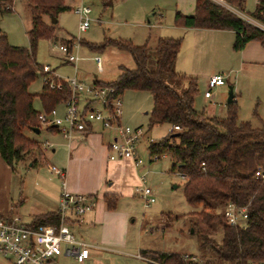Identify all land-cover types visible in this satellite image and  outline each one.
I'll return each mask as SVG.
<instances>
[{
	"label": "trees",
	"instance_id": "trees-1",
	"mask_svg": "<svg viewBox=\"0 0 264 264\" xmlns=\"http://www.w3.org/2000/svg\"><path fill=\"white\" fill-rule=\"evenodd\" d=\"M25 1L32 25L27 32L28 48L11 46L0 28V158L11 170L18 164L39 166L43 157L39 143L24 135L25 129H41L29 86L39 75H44L38 98L45 113L62 104L70 91L62 80L53 78L52 73L42 74V67L36 61L39 40L55 38V25L50 24V17L56 19L67 9L64 0ZM222 1L238 14L210 0H195L194 13L187 16L176 12L174 24L184 28L232 31L235 33L234 51L243 50L251 42L264 48V0H256L251 14L245 12V0ZM13 3L14 0H0V18L12 12ZM86 46L99 52L114 46L129 53L134 69L121 67L115 80L96 85L113 87L119 95L125 91L149 93L152 98L150 126L167 124L179 128L159 142L151 143L148 151L151 157L169 154L175 161L184 180L185 202L200 209L191 213V229L200 238L204 252L197 257L188 256L187 260L183 255L158 252H143L144 257L157 264H264V179L255 178L257 169L264 173V123L256 128L249 122H239L235 102L227 104L224 118L210 117L195 109L197 79L174 70L181 39L157 40L153 69L149 67L147 44L133 46L130 42L106 40L99 46ZM182 81H186L187 86L179 91L177 88ZM50 83L61 87L51 89ZM104 199L107 209L113 210L116 197L107 195ZM227 204L246 209L243 226L227 223L223 216ZM217 206L222 207V212L217 211ZM58 221L57 212L47 213L35 217L30 227L57 225ZM219 231L220 242L216 240ZM192 258L195 261H191Z\"/></svg>",
	"mask_w": 264,
	"mask_h": 264
},
{
	"label": "rangeland",
	"instance_id": "rangeland-1",
	"mask_svg": "<svg viewBox=\"0 0 264 264\" xmlns=\"http://www.w3.org/2000/svg\"><path fill=\"white\" fill-rule=\"evenodd\" d=\"M213 3L238 14L235 9L222 0H213ZM64 5L67 9L57 17L55 38L39 40L36 61L41 67H48L49 71L54 72V75L51 74L53 78L71 79L76 73V67L62 61L58 47L79 43L78 49L73 47L72 50L74 54H78L77 75L78 79L84 83L112 80L116 74L120 73V67L135 68L133 58L125 51L114 46H107L100 52L92 51L86 44L99 46L106 40L130 42L133 46L147 44L150 54L149 67L153 69L155 39L158 36L173 38L171 37L172 33L166 30L168 26L174 25L175 14L179 12L174 9L173 2L169 4L164 0H64ZM81 6L91 9V14L88 16L89 27L82 33L79 32V15L75 13ZM255 6L256 0H245L246 13H253ZM12 9L11 13L4 14L0 18V28L6 34L11 46L28 48L29 42L26 33L32 25L27 3L25 0H14ZM245 19L257 25L249 18L245 17ZM46 23L48 24L49 21L46 20ZM156 25H161L164 35H158L159 30L154 28ZM67 39L74 41L69 42L70 44L67 42L60 44L62 40ZM234 40L228 42V51L234 57H238L239 54L234 53L240 51H234ZM255 47L260 51H256L258 65L252 67L256 74L249 71L250 68L242 73L236 70L231 71L234 69L232 68L234 61L231 60L217 62L207 59L199 66L194 64L193 70L204 74L206 78L212 74L225 78L224 86L211 91L213 97L210 100L204 98L206 84L201 82L200 77L179 72L175 64L176 73L197 79L198 94L194 102L197 111H204L207 115L211 113V116L224 118L231 88L233 95L237 96L233 102L237 108L238 121L249 122L256 128L262 126L264 123V48L258 44H255ZM95 55L102 58L103 71L101 73L96 71L93 61ZM228 73L232 74L231 77L227 75ZM42 74L44 73L42 72ZM43 83L44 75H39L28 88L29 94L34 95L33 108L39 114H45L37 97ZM179 85L177 90L183 91L186 89L187 83L182 81ZM120 98L123 105L122 126L143 130L137 145L143 165L140 166L137 173L131 167L126 168L127 171L122 169L121 173L119 171L120 178L117 176V180L112 179L111 181V176L107 175L108 182H113L114 190L120 194L113 221L105 222L104 225L95 224L92 225L93 227L89 225L88 227L92 228L90 232H85L83 224L79 226L69 224V230L73 235L75 232L81 234L86 241L98 239L99 242L101 239L100 244H103V241H109L107 248L101 247L107 251V254L99 255L97 260L99 264H147L135 258L139 249L183 256L188 254L197 257L204 251L200 247V238L192 232L193 217L191 213L199 212L200 209L192 208L185 202L183 197L184 180L180 177L171 156L164 154L159 155L158 160H151L152 157L148 151L151 143L159 142L168 134L170 126L167 124L150 126L152 98L149 93L125 91L120 95ZM55 109L61 113L63 111L62 104L56 106ZM211 110H214V113ZM24 133L27 137L35 138L41 143L51 140L43 126H41L38 135H33L26 129ZM45 156L47 157V154ZM82 156L84 158L81 163H77L75 171L74 167H71L74 179H76V174H79L86 183L89 181L90 184H93V179H95L94 186L97 187V174L100 172L98 163L91 161L95 158L92 157L90 151L83 150L78 159H82ZM53 158L58 159L57 161L60 160L63 167H66L67 152L65 148L56 149ZM42 159L44 161V156ZM48 164L59 166L54 161H48ZM31 166V163L18 164L11 170L0 160V212L7 210L25 224L35 214L45 210L44 201H50L44 192L48 190L53 193V190L45 187L42 181L55 184L56 191L59 187L57 178L50 173L45 164ZM137 176L144 177V185L153 193L155 201L147 209H143V204L136 193V187L139 186ZM78 181L83 184L82 180ZM222 210L221 206H217L218 212H222ZM221 238L222 234L219 231L216 240L220 242ZM146 262L150 261L146 259ZM54 264L76 263L71 259L58 257L54 259Z\"/></svg>",
	"mask_w": 264,
	"mask_h": 264
},
{
	"label": "built area",
	"instance_id": "built-area-1",
	"mask_svg": "<svg viewBox=\"0 0 264 264\" xmlns=\"http://www.w3.org/2000/svg\"><path fill=\"white\" fill-rule=\"evenodd\" d=\"M75 13L79 15V32L82 33L89 27L88 16L91 14V9L81 6ZM77 45L78 43L70 47L64 45L58 47L64 60L74 65L78 62V55L72 52V48ZM93 60L97 70H101V58L95 56ZM42 72L51 73L48 67H42ZM62 82L70 89L69 96L63 102V116H59L54 108L49 113L37 116L39 124L45 128L54 127L64 139L70 140L75 134L83 133L88 126L97 123L103 130L114 131V138L108 149L109 161L128 160L135 168L142 166L143 161L138 153L137 145L143 130L122 126L123 105L115 88L88 85L77 81L75 77ZM223 85H225L224 77H211L204 97L211 99L213 97L211 91ZM49 87L59 90L61 86L50 83ZM174 130L179 131V128L174 127ZM42 148L46 149L47 145H42ZM158 159L156 155L151 158V160ZM50 171L59 176L62 181L57 209L58 224L43 225L35 229L17 217H0V264H54V259L65 253L73 256L79 264L89 259V246L76 240L68 225L70 221L83 224L95 203L90 196L71 193L67 190L64 171L54 168ZM255 178L264 179V173L260 168L255 172ZM144 181V177L140 178V186L136 188V193L143 207L147 209L155 200L152 190L144 185ZM223 216L230 226H243L247 219L246 209L233 204H227L224 207ZM184 259L187 260L188 256L185 255ZM190 260L195 261L194 258Z\"/></svg>",
	"mask_w": 264,
	"mask_h": 264
},
{
	"label": "crops",
	"instance_id": "crops-1",
	"mask_svg": "<svg viewBox=\"0 0 264 264\" xmlns=\"http://www.w3.org/2000/svg\"><path fill=\"white\" fill-rule=\"evenodd\" d=\"M164 1L166 3H169V4L173 2V6L175 7L174 9L176 11H179V13H181L183 15L188 16V15H192L194 13L195 0H164ZM179 4H181V5H179ZM56 20H57V18H56ZM154 28L159 30L158 35H164L162 33L163 30L161 29L162 28L161 25H158V26L156 25V26H154ZM166 31H169V33H172L173 36L170 35L171 37H173L172 39L182 37L181 38V49L179 51V54H178V57H177V60L175 63L176 69L179 72L186 73L185 75L190 74V75L200 77L201 82L203 81V83L206 84L205 92L208 91V80L211 77L217 76V75L212 74L206 78V77H204V74H199L198 72H195L193 70V66H194V64L196 66H199L202 63H204L207 59H208V61H210L212 59V61H217V62H222V61L226 62L228 60H231L232 62L234 61L233 66H232V68H234V69H231V71L236 70L237 72L242 73L244 71H248L250 68L249 71L256 74L252 69V67L258 65L257 59H256V51L260 52L257 50V47H255V44H258L256 42L248 43L243 48V50H241L239 53H234V54H239L238 57H234V55H231L228 51V42L229 43L232 42L234 40V37H235V33L232 31H215V30L184 28L182 26H176L175 24L168 26ZM176 35H178V36H176ZM179 35H181V36H179ZM26 36H27V33H26ZM159 38H165V37H159L158 36L155 39L154 48H155L156 42ZM68 41L72 42L74 40H70V39L62 40L60 44H62L63 42H68ZM72 45L73 44H71L69 46H72ZM79 46L80 45L78 43L77 49ZM72 52H73V50H72ZM95 56H99V55H95ZM95 56H93V58ZM61 58H62V61L64 63L74 65L72 63L65 61L64 57L62 55H61ZM263 64H264V62H263ZM74 67H76V73L72 78L75 77L77 79V81L82 82L78 79L77 64L74 65ZM95 67H96V65H95ZM123 68H125V67H123ZM96 71H97V73H101L103 71L102 58H101V70H97V68H96ZM119 71H120V69H119ZM50 72L54 75V72H52V71H50ZM118 75H119V73L116 74L114 79L109 80V81H93L91 83H85V84L96 85L97 82L109 83V82H112L113 80H115L118 77ZM202 75H203V77H202ZM206 75H208V74H206ZM227 75L229 77H231L232 74L228 73ZM218 76H220V75H218ZM67 79H70V78H67ZM82 83H84V82H82ZM220 87H222V86H220ZM216 88H218V87H216ZM41 90H42V88H41ZM40 93L37 95V97L40 95ZM236 97L237 96L234 95L233 100ZM205 99H207V98H205ZM207 100H210V99H207ZM62 107H63V111L61 113H58V111H57L58 115L61 117L64 114L63 103H62ZM211 111H213V113H214V110H211ZM208 116L214 117L213 115L211 116V113L208 114ZM122 118H123V115H122ZM122 118H121V124H122ZM43 128L46 130L47 134L50 135V138H51L50 142L46 141L45 143H41L40 141L36 140L35 138L27 137L25 135V133H24V135L27 138H29L31 140H35L39 143L40 150L42 151V155L44 156V161L42 159L41 164H45L48 167L49 171L52 168L60 170V171H64L66 188L69 192L87 195L93 199L95 206L87 214V216L85 217V221L83 223V225L85 226V227H83L85 232H87V231L90 232L91 231L90 229H92L90 227H93L92 225H95V224L104 225L105 222L113 221L114 212L117 209L120 194H119V192H116V190H114L113 182H110V183L108 182L107 175L111 176L110 177L111 181H112V179L117 180L118 179L117 176L120 178V173H121L122 169L127 171L128 169H126V168L131 167L134 170V172L137 173L138 169L140 168V167L135 168L133 166V164L128 160H119V161H113V162L108 160V149H109V145L111 144V142L114 138V131L113 130H103L101 128V126L96 123V124H92L91 126H88L86 131H84L83 133L75 134L72 139L66 140L58 133V131L54 127H52V129H48L45 127H43ZM40 130L41 129H39V133H40ZM29 131L33 135L39 134V133L35 134L32 130H29ZM171 131H175L173 127H170L169 132H171ZM42 145H47V148L43 149ZM58 148H62V149L65 148L66 149V152H67L66 167H63V164L60 160L57 161L58 159L53 158L54 154L56 153V149H58ZM83 150L85 152L90 151L92 157L95 158V159H91V161H96V163H98V169L100 172L97 174V180H98L97 187L94 186L95 179H93L94 180L93 184H90L89 181L86 183L80 177L79 174H76L77 180L74 179V173L72 174V172H71V170H72L71 167H74V171H75L77 163H79V162L81 163V161L83 160L84 156H82V159H80V160L78 159L81 157V153ZM48 152H50V153H48ZM45 154H47V157L45 156ZM48 154H49V156H48ZM0 160L2 161L1 158H0ZM48 161H54L56 163V165L58 164L59 166L56 167L54 165H50V164H48ZM3 164L9 169V167L4 162H3ZM2 168L4 169V167H2ZM101 170H102V173H101ZM119 171H120V173H119ZM50 173L52 175H54L55 178H57V182L59 184V187H57L58 189L56 191L55 184H53V183L50 184V182L45 181V180L42 181V184L44 183L45 187L53 190V193H51L48 190H47V192H44V195L49 197L50 201H48V202L44 201L43 204L46 205V206H44V207H46L45 210H43L42 212H38L39 214H35L33 217H31L28 220L27 224H30L31 221L35 217L42 216V215H45L47 213H53V212L56 213L57 212L58 204H59V198H60V194L62 191V181H61L59 176L55 175L51 171H50ZM79 179L82 180L83 184L80 183V181H78ZM137 180H138V183L140 186V177L139 176H137ZM107 195H109V196L111 195V196L116 197V205H115V208L113 210L107 209V205H106V202L104 199V197ZM143 209H145V208L143 207ZM6 216L7 217H14V216H12V213L7 212V210L0 212V217H6ZM69 224H71V225L75 224L74 226L81 225V224H76L72 221H70ZM89 225H90V227H88ZM73 236L76 240L81 241V242H83L89 246V253H90L89 259L85 260L81 264H96V263L99 264V261H97L98 257H100L99 255L107 254V251L102 249L101 247L107 248L108 247L107 243H109V241H107V240L103 241L104 242L103 244L99 243L101 241V239L99 240V242H98V239H93V240L89 239L86 241L81 236V234H79V233L77 234L76 232L74 233ZM138 251H139V253H138V255L135 256V258L142 260L147 264L150 263V262H146L147 258L144 257V255L142 253L143 252H154V251L146 250V249H144V250L139 249ZM185 255L186 256H193V255L184 254V256ZM61 258L71 259L72 261H74L77 264V262L74 260L73 256L68 255L67 253L63 254L61 256Z\"/></svg>",
	"mask_w": 264,
	"mask_h": 264
},
{
	"label": "water",
	"instance_id": "water-1",
	"mask_svg": "<svg viewBox=\"0 0 264 264\" xmlns=\"http://www.w3.org/2000/svg\"><path fill=\"white\" fill-rule=\"evenodd\" d=\"M57 23V20L53 17H50V24L51 25H55ZM233 91L232 89L230 88V91H229V96H228V100H227V104H230L231 102H233ZM32 131L35 133V134H38L39 133V129H32Z\"/></svg>",
	"mask_w": 264,
	"mask_h": 264
}]
</instances>
